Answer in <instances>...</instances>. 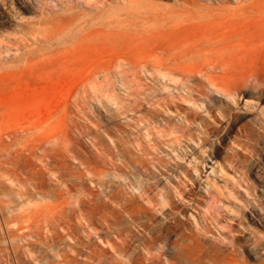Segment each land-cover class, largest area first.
<instances>
[{
    "label": "rangeland",
    "instance_id": "1",
    "mask_svg": "<svg viewBox=\"0 0 264 264\" xmlns=\"http://www.w3.org/2000/svg\"><path fill=\"white\" fill-rule=\"evenodd\" d=\"M261 70L264 0H0V264H264Z\"/></svg>",
    "mask_w": 264,
    "mask_h": 264
},
{
    "label": "bare ground",
    "instance_id": "2",
    "mask_svg": "<svg viewBox=\"0 0 264 264\" xmlns=\"http://www.w3.org/2000/svg\"><path fill=\"white\" fill-rule=\"evenodd\" d=\"M198 75V74H197ZM249 86L253 88L259 95L260 97L264 96V70L256 72L254 75H252L249 79ZM240 86V85H239ZM214 89L218 93H221L225 97H239L241 94V91L237 88H221L218 85H213ZM227 87V86H226ZM245 92V91H244ZM259 130L261 133H264V124L259 125ZM242 134L248 135L250 132L249 130L245 127L241 130ZM248 149L246 148L245 151ZM172 227V226H171ZM168 229V228H167ZM176 230V229H175ZM195 237V236H194ZM165 241V240H164ZM175 241V240H174ZM172 243V242H171ZM167 245V244H166ZM163 248V247H162ZM161 249V248H160ZM172 264V263H171ZM174 264V263H173Z\"/></svg>",
    "mask_w": 264,
    "mask_h": 264
}]
</instances>
